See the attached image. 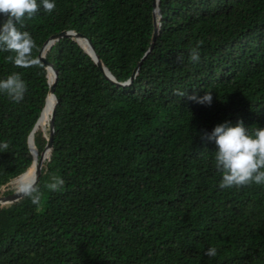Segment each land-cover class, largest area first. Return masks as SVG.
Listing matches in <instances>:
<instances>
[{
	"label": "trees",
	"instance_id": "trees-1",
	"mask_svg": "<svg viewBox=\"0 0 264 264\" xmlns=\"http://www.w3.org/2000/svg\"><path fill=\"white\" fill-rule=\"evenodd\" d=\"M22 25L33 62L0 52V78L18 72L27 85L19 103L0 93V197L33 178L20 176L49 92L38 54L51 36L89 39L115 83L80 38L44 50L57 75L50 155L39 206L0 205V264H264V184L220 188L206 139L224 121L264 127V0H159L158 12L153 0H56ZM204 92L211 105L188 99ZM36 131L39 157L49 123ZM56 176L64 185L51 191Z\"/></svg>",
	"mask_w": 264,
	"mask_h": 264
},
{
	"label": "clouds",
	"instance_id": "clouds-1",
	"mask_svg": "<svg viewBox=\"0 0 264 264\" xmlns=\"http://www.w3.org/2000/svg\"><path fill=\"white\" fill-rule=\"evenodd\" d=\"M55 7L56 0H0V17H3L0 19V52L14 53L8 57L11 62L19 67H28L33 62L35 41L28 31L21 30L22 20L31 18L39 9L51 13ZM191 59L194 62L199 60L198 47L191 50ZM26 90V82L18 72L0 78V93L6 94L15 103L24 98ZM177 94L183 97L186 93L178 91ZM188 99L211 105L212 93L204 92L202 96L193 93ZM206 139L213 141L216 146L214 160L221 174L218 183L220 188L250 183L264 184V127H255L250 132L242 121L238 120L235 124L224 121L215 125L206 134ZM7 147L6 142H0V151ZM63 185V178L56 176L51 178L47 187L51 191H57ZM19 192L28 197L33 205L39 206L40 190L35 181L21 186ZM204 254L214 257L217 249L210 246L205 249Z\"/></svg>",
	"mask_w": 264,
	"mask_h": 264
},
{
	"label": "water",
	"instance_id": "water-1",
	"mask_svg": "<svg viewBox=\"0 0 264 264\" xmlns=\"http://www.w3.org/2000/svg\"><path fill=\"white\" fill-rule=\"evenodd\" d=\"M153 7L155 9V11H159V0H153ZM155 32H156V29H154L153 31V36H152V39H151V44H150V47L147 51V53L151 50V47H152V42L154 40V36H155ZM66 37H73V38H80L84 41L85 45H86V48H85V52L91 57V59L93 60V62L101 69V71L103 72L104 76L111 82L115 83L113 77L111 76V74L107 71V69H105V67H103L101 65V63L98 61V58L95 54V51L89 41V39L85 38L84 36L80 35V34H76L75 32L73 31H68V32H61L60 34L58 35H55V36H51L42 46L39 54H38V58L39 60H41L46 68V70L50 69L51 70V78H50V81H49V92H48V95L45 99V104L43 106V109L42 111L44 110V108L46 107V104H47V100H48V97L49 95H51V97L53 98V102L51 104V111H50V119H49V135L50 137L47 139V143L44 147V150L40 153L39 157H38V163H37V166H36V171H35V177L34 179L30 182L32 183L33 181H35V184L36 182L38 181V178H39V175H40V170H41V166H42V162H43V159H42V155L44 153H48V156L45 157V159L48 157L49 158V155H50V149H51V136L53 134V115H54V108H55V104H56V97L54 95V85H55V81H56V72L55 70L52 68L51 64L45 59V52L42 53L43 49H46L48 50L55 42H57L58 40L62 39V38H66ZM146 53V54H147ZM136 69L134 70V73H135ZM133 73V74H134ZM131 80V79H130ZM130 80L124 84H120V85H125V84H128L130 82ZM119 85V84H118ZM41 111V113H42ZM41 117V114L36 122V124L34 125V128L32 130V132L29 134L28 136V141H27V145H28V149L30 151V154L32 156V162L34 160V154H37V151L34 147V144H33V134L35 132V130L37 129V127L39 126V119ZM23 197V195L19 192V190H17L16 192H13L7 196H3V197H0V205H4V204H9V203H13L19 199H21Z\"/></svg>",
	"mask_w": 264,
	"mask_h": 264
},
{
	"label": "bare ground",
	"instance_id": "bare-ground-1",
	"mask_svg": "<svg viewBox=\"0 0 264 264\" xmlns=\"http://www.w3.org/2000/svg\"><path fill=\"white\" fill-rule=\"evenodd\" d=\"M44 50L45 49H43L42 53H44ZM48 71L51 73V70L50 69H48ZM52 101H53V98L51 97V95H49L48 100H47L46 107L44 108V110L41 113V117L39 119V124H40V122H42L41 120H44V119L49 120L50 119V113L49 112H50V108H51ZM37 163H38V154H34V160H33L32 166L30 168V171L29 172L26 171L24 174H22L20 176V178H24V177L30 175V176H33V178H32V180H33L34 177H35V171H36Z\"/></svg>",
	"mask_w": 264,
	"mask_h": 264
},
{
	"label": "rangeland",
	"instance_id": "rangeland-1",
	"mask_svg": "<svg viewBox=\"0 0 264 264\" xmlns=\"http://www.w3.org/2000/svg\"><path fill=\"white\" fill-rule=\"evenodd\" d=\"M41 121H42V122H40V124H41V125H45L47 119H44V120H41ZM48 123H49V121H48ZM48 123H47L46 126H41V125H39V126L37 127L36 130H37V131L40 130V131H42V132L45 133V131L48 129ZM36 130H35V131H36ZM37 131H36V132H37ZM29 171H30V169H29L27 172H29ZM10 189H14L13 192H15V191L18 190V189H17V186H16V184H15V179L12 180V181L8 184V187H7V188L3 187V188L1 189V192L3 193V192H6L7 190H10Z\"/></svg>",
	"mask_w": 264,
	"mask_h": 264
}]
</instances>
